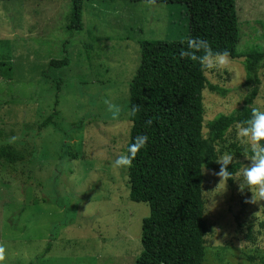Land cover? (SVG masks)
I'll return each mask as SVG.
<instances>
[{"label":"rangeland","instance_id":"374dc122","mask_svg":"<svg viewBox=\"0 0 264 264\" xmlns=\"http://www.w3.org/2000/svg\"><path fill=\"white\" fill-rule=\"evenodd\" d=\"M245 54L264 44V0H235ZM82 31L65 28L69 0H0V242L6 264H134L141 252L146 203L128 198L127 169L113 166L127 149L128 86L139 64L140 40L188 37L184 4L84 1ZM67 58L53 68L51 60ZM243 57L222 72L206 71L203 134L219 114L242 106ZM253 107L264 111V67ZM57 99V103L54 101ZM121 106L110 119L104 100ZM50 118L47 126L38 125ZM232 126L216 146L247 166ZM18 139L8 143L11 137ZM239 168V169H240ZM203 264H264V200L252 201L239 182L202 168Z\"/></svg>","mask_w":264,"mask_h":264},{"label":"trees","instance_id":"16d2710c","mask_svg":"<svg viewBox=\"0 0 264 264\" xmlns=\"http://www.w3.org/2000/svg\"><path fill=\"white\" fill-rule=\"evenodd\" d=\"M84 1L114 0H69L67 30L84 29ZM121 1L184 4L188 36L207 40L215 51L228 50L230 59L243 57V85L250 89L242 106L211 119L206 135L202 91L207 88L224 96L227 90L210 84L198 61L181 58L180 51L186 47L181 41L185 39L140 40L139 64L128 86L126 109L130 112L135 105L139 111L135 116L129 115L127 147L134 136H149L147 147L136 154L132 167L127 169L128 198L146 203L149 208V214L141 221L142 249L134 264H203L209 227L204 218L202 168L219 171L216 146L224 141L232 126L251 116L261 85L259 71L264 67V44L245 54L237 51L239 27L235 0ZM49 65L65 66L67 58L51 60ZM49 120L39 124L38 129L47 126ZM8 149L10 146H0V161L3 157L14 161L15 156ZM240 166L236 161L228 170L235 173ZM227 182L231 184L232 179Z\"/></svg>","mask_w":264,"mask_h":264},{"label":"clouds","instance_id":"9594fccd","mask_svg":"<svg viewBox=\"0 0 264 264\" xmlns=\"http://www.w3.org/2000/svg\"><path fill=\"white\" fill-rule=\"evenodd\" d=\"M182 44L186 45L180 51L181 58H187L191 61H198L206 71L222 72L227 69L230 63V53L228 50L215 51L205 39L188 36ZM203 55H199L200 53ZM107 105V112L110 119L116 121L120 118L122 108L114 104L110 99L104 100ZM139 111L137 106H132L129 112L130 116H135ZM151 124V121L147 122ZM18 138L13 136L8 143H15ZM149 136L147 134H138L131 139L126 151L119 155L113 162L116 168H131L133 160L138 152L147 147ZM230 143L238 142L245 149V157L248 164L238 169L235 173L228 170V166L233 164L234 155L231 152L224 153L216 162L220 165L217 175L221 180L228 181L232 179L239 182V190L247 188L251 191L252 201L264 200V111L253 108L251 116L240 121L236 126V136ZM8 252L7 246L0 242V264H6Z\"/></svg>","mask_w":264,"mask_h":264}]
</instances>
